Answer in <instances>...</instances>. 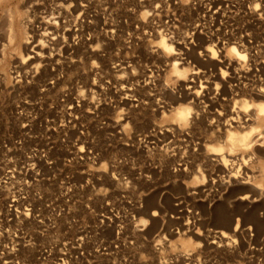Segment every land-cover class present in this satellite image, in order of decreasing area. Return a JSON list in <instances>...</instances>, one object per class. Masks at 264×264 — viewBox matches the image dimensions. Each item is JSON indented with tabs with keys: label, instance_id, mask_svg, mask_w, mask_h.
Masks as SVG:
<instances>
[{
	"label": "rangeland",
	"instance_id": "374dc122",
	"mask_svg": "<svg viewBox=\"0 0 264 264\" xmlns=\"http://www.w3.org/2000/svg\"><path fill=\"white\" fill-rule=\"evenodd\" d=\"M259 90L264 0H0V264H264Z\"/></svg>",
	"mask_w": 264,
	"mask_h": 264
},
{
	"label": "bare ground",
	"instance_id": "6f19581e",
	"mask_svg": "<svg viewBox=\"0 0 264 264\" xmlns=\"http://www.w3.org/2000/svg\"><path fill=\"white\" fill-rule=\"evenodd\" d=\"M160 44L162 45V47L165 50H171L172 49L163 39L161 40ZM230 53H231V55L235 56L236 58H238L241 61L245 60V55H242L235 47H231L230 48ZM210 54L211 55H214V53H210ZM21 59L23 60V58H21ZM174 72H176V73L179 72L178 69H177V67L174 68ZM256 96L259 97V98H263L264 96L262 95V90H259L257 92ZM255 109H256L255 112H253L251 114V116L253 117V119L255 120V122H258L259 124H262L264 126V104L259 103V105H257V107ZM175 110L176 111H174L173 115L172 114L170 115L171 118L173 119L174 122L178 123L181 126L182 125L184 126L186 124V122H187V118L190 115V108L187 107V106H181L180 105V107L178 109H175ZM241 110H245L247 112V109L246 108H243V107H240L238 110H233L231 112V114H230V118H229L228 122L226 123V127L225 128L228 127V129L226 131L227 132V134H226V140L224 141L223 146L229 151L228 157H231V155H233L234 152H236L238 150H241L242 148L248 147L249 142H250L249 141L250 136L252 135V133H254V132L257 131V127H252V128L251 127H248V128H251V129L248 132H244V133H242V131H238V129L243 130L242 129L243 126H241L242 123L240 122L241 118L239 116V113H240L239 111H241ZM233 130H236V131H233ZM233 159L234 158L232 157L230 159V161H233ZM220 161L222 163H226L229 160H226L225 157L222 156L221 159H220ZM228 163H230V162H228ZM227 169H229V168H227ZM230 178H235V177L234 176H230ZM253 190L255 192H258V193L261 192L260 191L261 189L258 188V187L254 188ZM181 203L182 202H180V204H177V203L174 204V206H175L176 209L178 207L179 208L182 207L181 209H179L177 211L176 216L174 215L177 219H179V216H183V215H186L188 217L190 216V217H192V219H194L195 216H198V213L196 211H194L193 206H190V205L182 206ZM178 205H180V206H178ZM24 216L27 219L30 218V210L27 207L24 208ZM174 216L173 215H170V218L171 219H174ZM131 218H134V216L131 215ZM248 231H249V234H250L251 233V229L249 228ZM160 242L161 241L158 240V242L154 245V248H155L156 251H160V249L162 250V246H161V243ZM188 246H189L188 242H186L185 244L183 243V247L184 248H187ZM191 256H194V255H191ZM189 257H187L186 259L184 257V260H187L189 263L191 262L192 264H200L199 263L200 261H197V260H194V259H190ZM198 260H199V258H198ZM208 260H210V259H208ZM203 261H204V264L211 263L210 261H206V260H203Z\"/></svg>",
	"mask_w": 264,
	"mask_h": 264
}]
</instances>
